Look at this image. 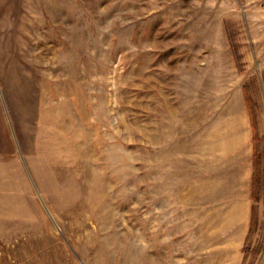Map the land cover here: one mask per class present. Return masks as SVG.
<instances>
[{
  "label": "rangeland",
  "instance_id": "374dc122",
  "mask_svg": "<svg viewBox=\"0 0 264 264\" xmlns=\"http://www.w3.org/2000/svg\"><path fill=\"white\" fill-rule=\"evenodd\" d=\"M0 264H264V0H0Z\"/></svg>",
  "mask_w": 264,
  "mask_h": 264
}]
</instances>
